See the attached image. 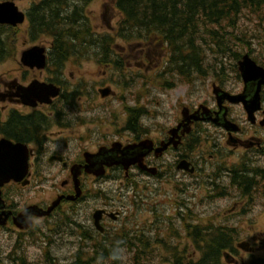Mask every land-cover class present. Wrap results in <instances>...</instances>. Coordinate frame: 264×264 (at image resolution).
<instances>
[{
    "label": "flooded vegetation",
    "instance_id": "flooded-vegetation-1",
    "mask_svg": "<svg viewBox=\"0 0 264 264\" xmlns=\"http://www.w3.org/2000/svg\"><path fill=\"white\" fill-rule=\"evenodd\" d=\"M71 3L75 7V0ZM14 41L0 49V63L20 53ZM136 45L75 50L92 57L82 61L86 67L49 58L61 55L51 50L44 69L0 74V140L24 144L28 153L25 171L1 187L0 264H144L166 250L167 264H264V221L261 230L244 234L238 226L255 211L264 217L261 79L244 82L238 70L227 73L222 64L215 76L206 78L201 65L192 77L188 52L181 65L163 48ZM254 55L264 68V49ZM98 65L105 67L99 76H86ZM32 80L55 84L59 94L49 103L27 105L23 87ZM139 80L158 84L163 92L178 82L186 88L182 104L167 114L152 112L147 107L152 100L128 103V92L122 91L112 131L109 125L101 129L98 118L83 120L79 105L99 109L117 87ZM191 83L199 93L190 92ZM207 88L211 93L204 96ZM257 90L259 108L251 113L225 96L244 93L251 100ZM107 110L101 113L110 118ZM140 152L142 159L125 168L124 159ZM76 179L81 193L75 199ZM112 183L124 191L113 193L107 187ZM193 184L207 190L210 185L212 191L198 194ZM151 189L168 195L150 202ZM199 199L231 202L224 218L230 219L195 209ZM145 211L151 215L144 217Z\"/></svg>",
    "mask_w": 264,
    "mask_h": 264
},
{
    "label": "trees",
    "instance_id": "trees-1",
    "mask_svg": "<svg viewBox=\"0 0 264 264\" xmlns=\"http://www.w3.org/2000/svg\"><path fill=\"white\" fill-rule=\"evenodd\" d=\"M68 2L40 0L31 6L28 16L32 39L51 37L52 49L61 52L57 58L62 60L73 57L77 49H108L109 41L96 37L87 22L83 5L75 0L72 8ZM116 5L124 13L118 35L145 41L158 35L171 55L180 58L181 65L185 50L189 51L192 73H198L203 64L213 65L216 71L219 58L232 67L240 47L249 42L239 30L243 16L252 14L260 19L256 29L264 33V0H116ZM4 31L0 26V49L6 46Z\"/></svg>",
    "mask_w": 264,
    "mask_h": 264
},
{
    "label": "rangeland",
    "instance_id": "rangeland-1",
    "mask_svg": "<svg viewBox=\"0 0 264 264\" xmlns=\"http://www.w3.org/2000/svg\"><path fill=\"white\" fill-rule=\"evenodd\" d=\"M1 1V0H0ZM15 3L20 7V8H29L33 2L39 1V0H14ZM88 6L86 7V13L89 16V19L92 23V26L94 27L95 31L101 34H106V33H112L116 27L117 23L119 21V12L115 8V0H89ZM258 22H261L260 19H258L255 15L248 14L247 17H242V22L239 24V30L244 31L242 35L244 36V39L249 40L251 38H254L257 43H259L260 40H264V33L258 31L256 28L258 27ZM16 42H15V47L18 50H22L23 48L29 47L31 45L37 44V45H42L47 48L51 47V38L41 36L37 40H32L30 37L27 35L25 31V26L20 27L19 31L17 32L15 36ZM116 43H113V47L115 49H120V48H139V46L136 45L135 42H125L121 41L120 39H116ZM241 43V42H240ZM156 44H153L155 46V49H159L160 47H156ZM116 45V46H115ZM248 44H244L243 47H240V52L243 53L245 48H248ZM150 48V47H146ZM207 52H211V50H208ZM94 56V54H92ZM142 56L145 57L143 51H142ZM95 57V56H94ZM89 55L80 59H77L75 63L73 61L68 62L69 65L74 64L75 66L79 67H86L82 66L83 64H86L89 59H91ZM19 51L17 54V58H11L10 60L6 62L0 63V74H5L8 75L10 73H13L14 71H20L21 66L19 63ZM85 60V61H83ZM83 61V64H82ZM89 65V64H88ZM105 67L102 65L95 66L93 69L89 68V72L87 71V68L83 70L86 73V76L89 75V73H93L95 76H99L102 73V70H104ZM152 72V68L149 69ZM116 95L112 96L110 98H106L105 102H107L108 105H103L99 109L96 107L94 109H90L88 107L83 108L82 105H79L81 108L80 110V115H83L86 119H92L98 118L99 120L97 121L99 124V127H102L104 125H109L111 127V131L113 129L112 123L114 122V118L116 114L121 112V103L119 99V95L122 94V91L128 92L126 95V101L128 103H131V101L137 102L138 100H143L146 102V100H152L150 103H148L147 107L154 112V110L158 109L157 111H162L163 114H167L169 112H174L177 111V107L181 105L183 94L186 92L185 86L181 85H175L174 88L167 92H163L161 90L162 86L159 87V85H155L154 83L147 82L144 80H139L135 81L133 86L129 88H119L117 87L116 89ZM189 90V89H188ZM190 92L192 94H197L199 93V87H196L195 85H191L190 87ZM134 93L136 97L134 96ZM204 96H209L211 93V89L207 88L206 91L203 90ZM122 100V99H121ZM137 100V101H136ZM78 101V100H76ZM102 108V109H101ZM108 109V110H107ZM103 110H107L106 112L110 113V118L106 115H102L101 112ZM153 114L148 115L149 121L153 119L152 117ZM99 133L98 131L95 132L93 135L97 136ZM86 135H91V132H87ZM259 163L260 162H256ZM208 185V184H207ZM201 184L192 185V191L197 192L198 194L200 193H207L211 192L212 188L210 185H208L209 190L205 189L204 186L202 188H199ZM45 191L47 194H49V188L45 185ZM107 187H111L112 192H123L124 187L118 185V183H112L111 185H107ZM151 187H153L151 185ZM156 188V187H155ZM94 192V191H92ZM213 193H217V189L213 190ZM151 197H150V202L156 201L155 198L157 196H162L168 195V193L164 190H161L158 192L157 189H151ZM231 202L225 200L222 202H219V200H214L212 202L205 201V200H197L195 203L194 208L195 209H208L212 212H215L220 215V218H225L226 215H228L227 208H230ZM85 207V205H83ZM83 213V212H82ZM144 217L151 215L150 212L145 211L143 213ZM230 219V218H228ZM224 219V220H228ZM263 221L264 217L257 216V213L255 211V214L253 213L240 218V222L238 224L242 234L251 231V230H261L263 228ZM71 246V245H70ZM67 250V249H66ZM168 255L167 250L166 251H160L159 255L153 256V259H151L148 263L144 264H167L164 262L163 257H166Z\"/></svg>",
    "mask_w": 264,
    "mask_h": 264
},
{
    "label": "water",
    "instance_id": "water-1",
    "mask_svg": "<svg viewBox=\"0 0 264 264\" xmlns=\"http://www.w3.org/2000/svg\"><path fill=\"white\" fill-rule=\"evenodd\" d=\"M24 18L25 14L18 9L13 1L7 0L0 2V23L16 25L23 22ZM21 60L29 67H44L45 47L33 45L26 48L21 53ZM239 69L244 81L261 79V83H264V70L257 66L248 54L243 55L242 59L239 61ZM57 92L58 89L53 84L33 80L25 87V102L32 105L35 104L36 100L48 102L50 96L56 95ZM257 96L258 91L255 92L254 98L249 101L246 100L245 96L242 94L231 95L230 100L233 102L243 101L245 104L249 103L247 107L251 108V111H253L257 107ZM248 111L250 110L248 109ZM141 156L142 153L140 152L136 157L125 158L122 164L127 167L129 163ZM26 158L27 153L23 144H12L4 139L0 140V186L11 176L20 175L25 170ZM112 162L119 163L118 160ZM89 166L90 164L87 167ZM75 186L77 187V184Z\"/></svg>",
    "mask_w": 264,
    "mask_h": 264
},
{
    "label": "bare ground",
    "instance_id": "bare-ground-1",
    "mask_svg": "<svg viewBox=\"0 0 264 264\" xmlns=\"http://www.w3.org/2000/svg\"><path fill=\"white\" fill-rule=\"evenodd\" d=\"M189 50V49H188ZM186 51V50H185ZM188 53H189V51H188ZM196 60H197V58H196ZM198 61V60H197Z\"/></svg>",
    "mask_w": 264,
    "mask_h": 264
}]
</instances>
